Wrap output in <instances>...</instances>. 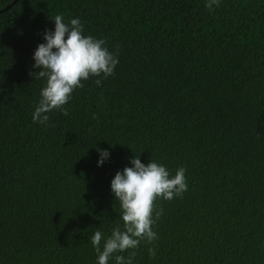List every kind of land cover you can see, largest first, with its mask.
<instances>
[{"label": "trees", "instance_id": "1", "mask_svg": "<svg viewBox=\"0 0 264 264\" xmlns=\"http://www.w3.org/2000/svg\"><path fill=\"white\" fill-rule=\"evenodd\" d=\"M0 264H264V0H0Z\"/></svg>", "mask_w": 264, "mask_h": 264}, {"label": "water", "instance_id": "2", "mask_svg": "<svg viewBox=\"0 0 264 264\" xmlns=\"http://www.w3.org/2000/svg\"><path fill=\"white\" fill-rule=\"evenodd\" d=\"M10 7H7L6 9H4L3 11H6V10H8Z\"/></svg>", "mask_w": 264, "mask_h": 264}]
</instances>
